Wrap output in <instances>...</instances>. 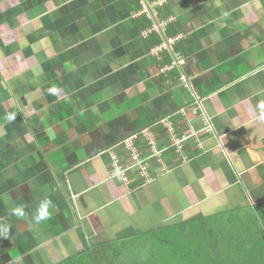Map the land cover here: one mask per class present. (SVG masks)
<instances>
[{
    "label": "crops",
    "instance_id": "1",
    "mask_svg": "<svg viewBox=\"0 0 264 264\" xmlns=\"http://www.w3.org/2000/svg\"><path fill=\"white\" fill-rule=\"evenodd\" d=\"M150 2L156 18L113 0H0V264H59L203 219L230 240L221 216L260 214L264 0ZM161 21L181 29V71L154 53ZM44 199L55 207L36 223Z\"/></svg>",
    "mask_w": 264,
    "mask_h": 264
},
{
    "label": "trees",
    "instance_id": "2",
    "mask_svg": "<svg viewBox=\"0 0 264 264\" xmlns=\"http://www.w3.org/2000/svg\"><path fill=\"white\" fill-rule=\"evenodd\" d=\"M129 12H139V0H113ZM157 1V0H149ZM161 18H167L161 10ZM144 28H151L152 21L145 17L138 19ZM169 24L166 36L180 33V28ZM150 47L160 45V35H150ZM168 54L163 63H170ZM177 81V74L173 72ZM179 78V76H178ZM180 82V80H179ZM260 214L244 212L219 219L226 228L220 235L230 240L212 241L207 230L210 219L191 221L167 229H159L121 239L112 243L88 247L74 259L59 264H264V204L259 206ZM233 229V231H229ZM235 238V240H234Z\"/></svg>",
    "mask_w": 264,
    "mask_h": 264
},
{
    "label": "built area",
    "instance_id": "3",
    "mask_svg": "<svg viewBox=\"0 0 264 264\" xmlns=\"http://www.w3.org/2000/svg\"><path fill=\"white\" fill-rule=\"evenodd\" d=\"M140 1V5H141V10L142 13L147 14L149 18H156L158 16V9L156 10V3H151L149 0H139ZM161 4V3H159ZM158 4V6H159ZM158 8V7H157ZM168 24L166 23V21H161L158 25L154 26L150 32H157V33H162L166 30ZM162 31V32H161ZM176 38H171V37H167L164 41L163 44H161L160 46H158V48H156L154 50V53L156 55H158L159 51L162 50H166L168 53L172 54V60L170 62V64L167 66V70H180L183 68V66L185 65V60L182 57V55L177 52V50H175V46H176ZM165 51V52H166ZM181 71V70H180ZM180 83L185 85L186 88H189L190 85L188 83V79L185 76L184 73L181 72L180 77H179ZM194 114L198 115V110H194Z\"/></svg>",
    "mask_w": 264,
    "mask_h": 264
},
{
    "label": "clouds",
    "instance_id": "4",
    "mask_svg": "<svg viewBox=\"0 0 264 264\" xmlns=\"http://www.w3.org/2000/svg\"><path fill=\"white\" fill-rule=\"evenodd\" d=\"M49 93L52 95H57L58 92L60 91L58 87H50L48 89ZM257 109L259 110V116L261 119H264V100H260L257 104ZM6 120L11 122L16 119V114L15 113H9L6 115ZM55 205L51 199H44L43 201L40 202L39 207L36 210V213L34 214V220L36 223H40L41 221L46 220L47 218L50 217L51 214V209L54 208ZM14 214L18 217L24 216V211L23 208L17 207L12 209ZM10 232V228L5 227L3 228L2 231H0V236H3L4 238H8V234Z\"/></svg>",
    "mask_w": 264,
    "mask_h": 264
}]
</instances>
